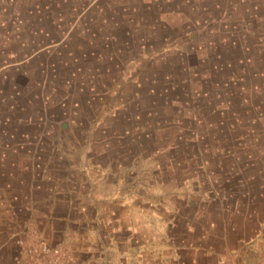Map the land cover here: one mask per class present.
Returning <instances> with one entry per match:
<instances>
[{"label": "rangeland", "instance_id": "374dc122", "mask_svg": "<svg viewBox=\"0 0 264 264\" xmlns=\"http://www.w3.org/2000/svg\"><path fill=\"white\" fill-rule=\"evenodd\" d=\"M9 188L46 206L117 193L181 229L204 211L231 231L222 264H264V0H0ZM113 250L96 264H138Z\"/></svg>", "mask_w": 264, "mask_h": 264}, {"label": "crops", "instance_id": "0c3cea01", "mask_svg": "<svg viewBox=\"0 0 264 264\" xmlns=\"http://www.w3.org/2000/svg\"><path fill=\"white\" fill-rule=\"evenodd\" d=\"M1 191L8 193V199L4 204L0 202V264H51L34 263L27 254L26 249L37 243L33 231L52 246L65 249L60 264H96L101 258L98 256L115 253L114 248L119 254L137 256L138 264H183L184 249L196 262L206 255V264H222L231 259L230 248H235L226 243L231 231L218 227V220L208 218L204 211L195 221L196 226L186 223L182 230L171 214L151 202L140 207L117 193L109 197L110 201L105 199L107 202L100 197L78 205L55 195L47 198L46 206L44 198L36 195L37 188L31 199L27 190L0 189V196ZM91 203L96 205L95 213L90 211ZM61 207L66 209L62 211ZM193 228L201 235L197 236ZM192 234H196V243L187 248L180 237L193 239ZM157 255L163 258L157 260Z\"/></svg>", "mask_w": 264, "mask_h": 264}, {"label": "built area", "instance_id": "2783aa9c", "mask_svg": "<svg viewBox=\"0 0 264 264\" xmlns=\"http://www.w3.org/2000/svg\"><path fill=\"white\" fill-rule=\"evenodd\" d=\"M37 238V243L26 249L27 254L32 257L34 263L50 262L51 264H60L61 249L50 246L38 236L37 231H33Z\"/></svg>", "mask_w": 264, "mask_h": 264}, {"label": "trees", "instance_id": "16d2710c", "mask_svg": "<svg viewBox=\"0 0 264 264\" xmlns=\"http://www.w3.org/2000/svg\"><path fill=\"white\" fill-rule=\"evenodd\" d=\"M248 67H249V69H251L252 68V64H249L248 65ZM256 67V66H255ZM244 74H246L247 75V72H246V70L243 72ZM263 73V72H262ZM260 76V75H259ZM261 76L263 77V74H261ZM256 85H258V86H256V87H258V88H260V85L259 84H256ZM255 86V85H254ZM193 96V95H192ZM195 97H197L196 96V94H195ZM190 115V114H189ZM193 115V114H192ZM193 118H195V120H196V118L199 120V121H201V122H204V123H206L207 122V120H205L204 118H199V115H193ZM208 119H210V118H208ZM213 122V121H212ZM243 138V137H242ZM244 139V138H243ZM242 143H244L243 141H242Z\"/></svg>", "mask_w": 264, "mask_h": 264}]
</instances>
